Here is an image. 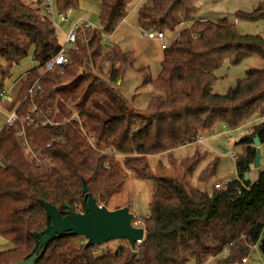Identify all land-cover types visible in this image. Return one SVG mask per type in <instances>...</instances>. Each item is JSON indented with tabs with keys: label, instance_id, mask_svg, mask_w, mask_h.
<instances>
[{
	"label": "trees",
	"instance_id": "1",
	"mask_svg": "<svg viewBox=\"0 0 264 264\" xmlns=\"http://www.w3.org/2000/svg\"><path fill=\"white\" fill-rule=\"evenodd\" d=\"M82 1L55 0L54 6L56 12L68 14L78 10ZM128 2L103 0V33H115L128 15ZM196 13V0H152L140 9L139 26L175 31ZM238 16L264 21V1L254 12ZM85 32L88 42L82 38ZM78 45L64 75L42 76L41 68L61 49L54 21L32 0H0V55L5 61L0 67V95L14 68L32 54L37 65L26 73L18 104L27 114L33 103L28 90L40 80L43 91L33 101L46 115L51 112L48 118L55 123L27 130L33 148L42 154L41 164L24 156L14 127L4 125L0 130V235L13 245L0 253V264L31 257L36 246L33 234L47 227L41 201L60 211L69 205L76 213L84 212L85 182L99 205L109 203L126 185L124 169L152 184L142 244L135 250L121 247L99 253L98 246L87 247L81 237L66 236L51 243L36 264H188L191 260L207 264L210 258L217 260L215 264H241L255 246L264 259V171L255 182L245 179L257 154L255 138L264 144V122L238 143L244 150L236 162L240 179L220 189L205 192L175 178L156 176L149 163L151 156L172 155L216 129L234 131L255 117L264 118V68L249 69L227 94L213 92L215 71L225 62L237 65L250 58L264 62V38L241 35L226 20L194 22L164 51L158 77H144L143 84L159 92L144 112L135 111L110 85L123 80L135 64L134 55L118 50L108 54L98 30L80 32ZM106 62L112 63L109 83L77 74L85 64L101 69ZM75 114L95 136L94 147L78 120L68 122ZM198 163L195 160L188 167L190 175ZM218 165L216 158L207 170L208 178ZM225 252L227 256L220 259Z\"/></svg>",
	"mask_w": 264,
	"mask_h": 264
},
{
	"label": "rangeland",
	"instance_id": "2",
	"mask_svg": "<svg viewBox=\"0 0 264 264\" xmlns=\"http://www.w3.org/2000/svg\"><path fill=\"white\" fill-rule=\"evenodd\" d=\"M147 1L148 0H145L144 3ZM263 1L264 0H196L197 13L194 15L191 21L196 22L197 20H203L218 22L220 20H226L229 24L234 25L237 32L241 35H258L264 38L263 20L248 21L241 19L238 16L239 12H254L258 6L263 3ZM102 3L103 0H83L78 10L68 12L66 21L55 18L54 23L58 31L59 39L62 42L61 44L64 43L65 33H67L75 23L80 22L81 20H87L89 17H91V20L89 21L94 23L92 25L94 27L101 28L100 11L102 9ZM138 8L139 7L137 6L132 12H130L128 20H133L136 18V15L138 14ZM53 10L57 11L55 6ZM188 24L189 23H186L178 27L175 31H166L169 34H173V37L175 38L174 43L184 29L190 28L187 26ZM86 33L87 32L82 34V38L88 42V36ZM141 33L140 34L143 35L142 31ZM144 61H148L151 65L150 75H152L153 78L158 77L161 71V66L156 59L155 53L150 51L148 54H144L141 58V63L140 61L137 62L135 66L138 67ZM36 65L37 63L33 60L31 54L29 58L25 60L20 66L14 68L13 76L7 82L5 88V91L7 89L10 90V92H8V96L11 98V101L3 100L2 98V101H0V130L6 124L8 115L10 113L9 111H11V109L14 110V108L18 105L19 92L22 87V82L26 79V74L23 78H21L17 85H15V80L26 73V71L36 67ZM4 66L5 61L0 55V67ZM111 66V62H106L101 69H97L95 65L93 67L89 65L87 66V71L84 74L81 73V68L78 69L77 74L79 76H85L87 74L92 75L104 82H108L110 78L108 73ZM252 68L262 69L264 68V62L259 58L246 59L237 65H230L228 62H225L221 68L215 71L218 80L213 86V92L221 95L227 94L231 88L236 87L239 80L245 78L246 72ZM141 74L142 73L137 71L136 68H130L124 76L123 84L121 83V89H119L120 81L118 83L113 82L110 84L132 103L131 107L137 112H144L147 110V106L151 98L156 95L155 92L157 91L152 85L143 84ZM8 84L12 85L8 88ZM11 89H13V93ZM158 93L159 92L157 91V94ZM71 108H73V105H71ZM262 122H264V118L255 117L237 130L229 131L228 128L223 127L217 131L214 130L210 134L207 133L206 135L202 136L205 137L204 139L207 138L203 143H195L178 148L173 151L172 155L162 154L158 156H151L149 158L151 169L156 176L158 173H162L163 176L164 174L172 176L171 178L179 176L184 177L185 174L190 175L188 173V167L192 165L195 160H198L199 163L197 164L193 174L194 183H190L189 181L186 183L184 181L187 177L186 175L185 178L180 181L188 184L191 187L199 188L205 192L206 190L207 192H211L215 188L216 183H225L240 179L236 169V162L238 158L244 154V150L240 145H238V143L243 138L251 136L253 127ZM222 131L225 132L221 133ZM86 134L88 138H90L95 144V136L88 131ZM85 138L89 143L87 137ZM224 148L227 149V153L224 152ZM260 151L261 166L260 168H255L254 166L251 167L249 172V179L251 182H255L258 179L260 173L264 171V144L260 147ZM233 152L237 155L235 158L231 157ZM23 154L26 158L28 157V154H26L24 151ZM197 154L199 156L195 159V155ZM216 158L219 159L217 171L211 178V182L206 183L210 178H208L210 174L207 172V170ZM124 174H126L128 178L123 191L113 196L109 203L101 204L100 206L107 205L109 210L128 207L131 212L135 211V225L145 228L144 220L150 216V203L152 200L153 190L152 184L148 181L135 179V175L131 170L124 169ZM199 175H201L200 183H198ZM191 176L192 175L189 177ZM78 212L83 213L81 210H78ZM81 238L87 242L85 238ZM140 245H138L137 248ZM121 247L132 249L128 241L116 240L98 246V252L100 253L108 250L116 251ZM12 248L13 245L2 235H0V253L9 251ZM226 256L227 252H225L222 257H220V259H223ZM248 259L249 264H264V259L258 246H255L251 249ZM216 261V259H213L207 264H215ZM188 264H195V262L194 260H191Z\"/></svg>",
	"mask_w": 264,
	"mask_h": 264
},
{
	"label": "water",
	"instance_id": "3",
	"mask_svg": "<svg viewBox=\"0 0 264 264\" xmlns=\"http://www.w3.org/2000/svg\"><path fill=\"white\" fill-rule=\"evenodd\" d=\"M121 83L122 81L119 85ZM254 142L257 154L253 166L260 168L262 143L258 137ZM223 150L225 153L228 152L226 148ZM2 163L8 166L3 160ZM245 179H249V173L246 174ZM83 194L85 195L83 213L72 211L69 205H66V210L60 211L52 204L40 202L46 211L47 227L43 232L33 234L36 246L31 257L17 264H36L51 243L66 236L85 238L87 247L125 240L133 250L144 241L145 229L135 225V214L128 207L109 210L107 205L100 206L85 182L83 183ZM136 254L134 251V255Z\"/></svg>",
	"mask_w": 264,
	"mask_h": 264
},
{
	"label": "built area",
	"instance_id": "4",
	"mask_svg": "<svg viewBox=\"0 0 264 264\" xmlns=\"http://www.w3.org/2000/svg\"><path fill=\"white\" fill-rule=\"evenodd\" d=\"M32 2L36 4H40L43 10V13L51 18L53 21L55 18L62 19L63 21L67 20V14L64 13H58L53 10L54 8V2L55 0H32ZM184 25L181 24L180 26ZM179 26V27H180ZM178 28V27H177ZM87 29L92 30H98L101 32L103 36V42L105 45V50L108 54L114 53L116 51V45L114 41L111 39V35L103 33L100 28L92 26L90 23L85 22H77L75 25L70 28V30L65 33V39L64 43L61 45V49L59 52L49 59L45 65L41 68V75L44 76L45 74L49 75H64L66 72L67 67L72 63V53L74 51H77L79 49L78 45V37L80 32H84ZM143 36L146 38H149L151 40L157 41L160 43L162 50H167L175 41V38L173 37V34H169L166 31H148V30H142ZM87 66L84 65L81 67V73L84 74L87 71ZM43 91V85L40 82V80L36 81L28 90L27 98H29L33 103L32 107L28 111L27 114H23L21 111L22 104H18L14 110H12L7 118L6 124L9 127H14L16 130V136L18 140L21 143L22 150L28 154V159L31 161H36L37 164H41L43 161L42 154L38 150L34 149L31 144V139L28 134V128H38L39 126H46V125H54L51 120H49L48 116L51 114L47 113V115L41 110L37 104L34 103V98L39 95ZM3 100H9L7 93H4L1 95ZM78 120L81 126V131L83 132L84 136L87 137L89 143L91 146L94 147L93 141L88 138L87 131L84 127L85 121L80 118L79 115L75 114L72 118L68 120L70 122L71 120ZM225 128V127H224ZM217 131V129L215 130ZM225 131H222L221 133H224ZM205 137H200L197 143H203L206 139ZM59 141H63V139H60ZM52 146V143L48 145V148ZM111 153L115 154V151L112 149H109ZM237 155L233 152L232 158H235ZM115 157L117 158H123V156L115 154ZM230 182V181H229ZM229 182L225 183H219L215 185L216 189H220L227 185ZM84 243V242H83ZM214 258H210L207 263H210ZM249 259L248 257L242 259L241 264H248ZM238 264V263H236Z\"/></svg>",
	"mask_w": 264,
	"mask_h": 264
},
{
	"label": "crops",
	"instance_id": "5",
	"mask_svg": "<svg viewBox=\"0 0 264 264\" xmlns=\"http://www.w3.org/2000/svg\"><path fill=\"white\" fill-rule=\"evenodd\" d=\"M144 1L145 0H129L128 5H127V10H128L127 17L119 25V27L117 28L115 33H113L111 35V39L114 41V43L116 45V50H118L122 53H132L134 55V57L136 58V61H135V64L133 65V67H131V68H133V69L136 68L137 71L142 73L141 75H142L143 80H144V77L147 75L153 77L152 75H150L151 65L149 64L148 61H144L138 67L135 66L137 62L140 61V63H141V58L143 57L144 54H148L150 51H153L155 53L156 59L159 62L160 66H161L162 61L164 60V50H162L160 43L141 35L142 29L139 26V11L143 6L150 5L152 3V0H148L146 3H144ZM137 6L139 8H138V14L136 15V18H134L133 20H128V16H129L130 12H132L134 10V8ZM100 13H101V11H100ZM90 18L91 17H89V19H87V20H81L80 22L90 23L92 25L94 23L89 21V20H91ZM199 21H203V20H199ZM186 23H189L187 26L190 27V26H192L194 21L193 22L187 21V22H185V24ZM64 38H65V35H64ZM59 43H60V45H62L61 44L62 42L60 41V39H59ZM30 70H28V71H30ZM28 71H26V73ZM26 73H24L21 77H19L18 79L15 80L16 81L15 85L18 84V82L21 80V78H23L25 76ZM121 81L123 84L124 78ZM12 84H14V83H12ZM122 84L120 85L119 89H121ZM11 85L8 84L7 87L9 88ZM15 85H13V86H15ZM11 90L13 93V89H11ZM8 92H10V90L7 89L5 91V93H7L9 95ZM155 93H156V95L159 94V93L157 94V91ZM9 112H11V111H9ZM184 173H185V171H184ZM158 175H159V177H172V176H169L168 174L167 175L164 174V176H163L162 173H158L157 176ZM185 175L187 176L186 179L184 180L186 183H188V181L190 183H194L193 175L191 177H189L190 175H188V174H185ZM185 175H184V177L179 176V177H173V178L182 180L183 178H185ZM200 176L201 175H199V177H198V183H200ZM211 178L212 177H210L206 183H210ZM216 184H219V183H216ZM206 192H207V190H206ZM133 213L135 214V211H133Z\"/></svg>",
	"mask_w": 264,
	"mask_h": 264
}]
</instances>
